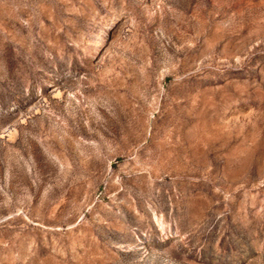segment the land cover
Here are the masks:
<instances>
[{
  "label": "rangeland",
  "instance_id": "374dc122",
  "mask_svg": "<svg viewBox=\"0 0 264 264\" xmlns=\"http://www.w3.org/2000/svg\"><path fill=\"white\" fill-rule=\"evenodd\" d=\"M0 264H264V0H0Z\"/></svg>",
  "mask_w": 264,
  "mask_h": 264
}]
</instances>
